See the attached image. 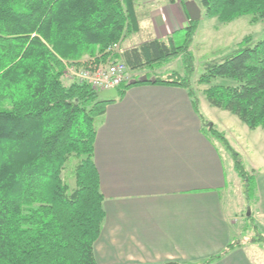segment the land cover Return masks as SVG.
<instances>
[{
	"label": "trees",
	"instance_id": "trees-1",
	"mask_svg": "<svg viewBox=\"0 0 264 264\" xmlns=\"http://www.w3.org/2000/svg\"><path fill=\"white\" fill-rule=\"evenodd\" d=\"M136 1L0 0V264H96L94 244L105 218L94 164L96 128L106 106L131 86L181 87L199 115L189 52L199 19H188L166 40L150 39L121 54L131 71L150 72L181 55L182 76L151 74L146 81L120 86L114 100L98 98L88 84L62 82L66 64L117 57L107 49L138 31ZM169 1L184 11L194 3L204 17L223 24L245 15L253 24L264 21V0ZM197 83L208 86L204 95L210 106L235 115L250 130H264V38L245 37L231 53L207 63ZM201 119L204 135L220 138L230 151L249 204L255 175L225 137ZM70 165L72 189L63 176ZM251 242L264 244V235ZM239 247L231 240L219 254L196 264H212Z\"/></svg>",
	"mask_w": 264,
	"mask_h": 264
},
{
	"label": "crops",
	"instance_id": "crops-1",
	"mask_svg": "<svg viewBox=\"0 0 264 264\" xmlns=\"http://www.w3.org/2000/svg\"><path fill=\"white\" fill-rule=\"evenodd\" d=\"M135 14L139 29L120 43L122 50L166 40L189 19L169 0H137ZM203 114L185 89L159 84L131 86L106 106L94 140L105 212L96 264H196L234 239L222 194L224 163L217 142L203 133ZM212 264H264V244L240 246Z\"/></svg>",
	"mask_w": 264,
	"mask_h": 264
},
{
	"label": "rangeland",
	"instance_id": "rangeland-1",
	"mask_svg": "<svg viewBox=\"0 0 264 264\" xmlns=\"http://www.w3.org/2000/svg\"><path fill=\"white\" fill-rule=\"evenodd\" d=\"M142 35L143 33H139L133 36L132 43L140 41ZM245 37H250L251 42L263 39L264 21L253 24L250 22V16L245 15L230 23L223 24L216 18L204 17L200 13L198 27L189 47V52L192 55L194 67L190 76V86L195 92L199 104L201 102L204 119L211 121V124L213 123L212 125L225 137L231 148L239 155L243 165L248 171L253 172L257 180L255 197L248 204L242 194L243 182L233 170L230 151L220 138L213 136L224 163L227 185L222 194L226 211L230 210L233 215L232 220L235 228L233 240H238L240 246L247 248L250 244L259 243L251 242L257 238L258 234H264V130L261 128L250 130L235 115L210 106L204 95V90L208 86L197 83L207 63L231 53ZM179 40L182 41L178 37L177 43L180 42ZM120 49L123 51L122 48ZM111 61L113 60L109 57L103 63ZM155 68L149 72L160 78L172 72H177L181 76L185 74L181 55L169 58ZM136 76L139 79L142 75ZM62 82L66 85L71 83L63 77ZM63 176L65 182L72 189L74 178L71 165L70 170H65ZM249 214H251L252 219L247 217ZM258 214H261V219L257 218ZM254 226L257 228L255 229Z\"/></svg>",
	"mask_w": 264,
	"mask_h": 264
},
{
	"label": "built area",
	"instance_id": "built-area-1",
	"mask_svg": "<svg viewBox=\"0 0 264 264\" xmlns=\"http://www.w3.org/2000/svg\"><path fill=\"white\" fill-rule=\"evenodd\" d=\"M120 48V44L116 43L107 49L112 56H117L111 62H89L80 67L66 64L63 78L71 82L88 84L96 92L107 89L118 90L123 84L138 80V76L133 74L122 60Z\"/></svg>",
	"mask_w": 264,
	"mask_h": 264
},
{
	"label": "water",
	"instance_id": "water-1",
	"mask_svg": "<svg viewBox=\"0 0 264 264\" xmlns=\"http://www.w3.org/2000/svg\"><path fill=\"white\" fill-rule=\"evenodd\" d=\"M186 8H187L190 20L200 19V10L197 8V6L194 3H188ZM138 80L146 81V76H142ZM131 83H136V81H133ZM96 95L98 98L114 100L118 96V90L117 89L102 90V91L97 92Z\"/></svg>",
	"mask_w": 264,
	"mask_h": 264
}]
</instances>
